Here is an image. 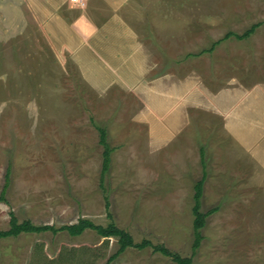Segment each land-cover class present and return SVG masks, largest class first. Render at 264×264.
<instances>
[{
    "label": "rangeland",
    "instance_id": "rangeland-1",
    "mask_svg": "<svg viewBox=\"0 0 264 264\" xmlns=\"http://www.w3.org/2000/svg\"><path fill=\"white\" fill-rule=\"evenodd\" d=\"M202 148L201 210L217 211L193 264H264V0H0V230L11 210L83 217L191 256ZM118 248L91 229L29 233L0 240V264H106ZM110 264L177 263L132 247Z\"/></svg>",
    "mask_w": 264,
    "mask_h": 264
},
{
    "label": "trees",
    "instance_id": "trees-1",
    "mask_svg": "<svg viewBox=\"0 0 264 264\" xmlns=\"http://www.w3.org/2000/svg\"><path fill=\"white\" fill-rule=\"evenodd\" d=\"M261 25V23H255L253 24L249 29H247L242 34L234 33V32H228L225 35L226 38H230L232 36H235L236 38L242 40L245 38L250 37L256 29ZM221 41V40H220ZM220 41H216L212 47H214L216 44H218ZM211 50V48H210ZM101 132V142L104 145V160H103V168H102V178L105 177V175L108 173L111 167V160H112V153L113 148L110 145L107 137V131L104 128H99ZM202 162L204 164V176L202 179L197 181L195 184V204L193 207V213L195 215L194 220V241L192 244V255L191 256H183L180 253L173 251L169 249L165 245H154L152 241L145 239L142 242H135L132 234L128 232L127 230L118 227L114 222H110L107 226L99 225L93 222L92 220L88 218L81 217L77 222L71 223V224H63L59 227L55 225L50 224H35L32 220L26 219L23 221H19L18 217L14 213L13 210L10 211V228L7 230H0V240L6 237L11 236H19L22 233H44L48 231H52L53 233H59L63 231H67L72 236H79L83 234L86 230H95L101 237L105 238V240H110L111 237L117 238L119 243V248L117 251L111 255L108 262L106 264H110L113 260L118 258L123 252H125L128 248H138V249H144L146 247H153L154 250L160 252L161 254L170 257L174 262L177 264H193L194 257L196 256L199 248L201 247L202 241H203V233L202 230L206 226L207 223V217L210 216L212 213L216 212L217 209L214 208L208 212H203L201 210L202 206V197H203V186L207 175V161L205 159V151L202 148ZM10 183V170L7 173L6 177V184L4 186V189L0 195V199L4 200L7 188ZM107 203V211L108 216L110 218L113 217V214L110 210V201L109 198H106ZM108 243V242H107Z\"/></svg>",
    "mask_w": 264,
    "mask_h": 264
},
{
    "label": "crops",
    "instance_id": "crops-1",
    "mask_svg": "<svg viewBox=\"0 0 264 264\" xmlns=\"http://www.w3.org/2000/svg\"><path fill=\"white\" fill-rule=\"evenodd\" d=\"M116 58V56H111V55H106V56H100L99 55V57H97V58H95V59H90V63L91 64H96V61H97V64H99V66L100 65H103L104 63H106L107 61L109 62V61H111V60H113V59H115ZM86 64V63H85ZM101 67V66H100ZM112 82H115V81H112ZM22 234H29V233H22ZM21 234V235H22ZM31 234V233H30ZM36 234V233H35ZM21 235H19V236H21ZM82 235V234H81ZM72 236V235H71ZM80 236V235H79ZM73 237H77V236H73ZM103 238V237H102Z\"/></svg>",
    "mask_w": 264,
    "mask_h": 264
}]
</instances>
